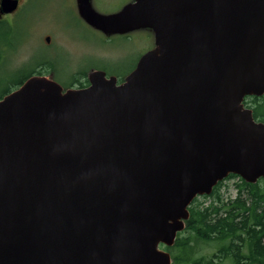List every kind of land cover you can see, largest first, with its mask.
Returning a JSON list of instances; mask_svg holds the SVG:
<instances>
[{
    "label": "water",
    "instance_id": "1",
    "mask_svg": "<svg viewBox=\"0 0 264 264\" xmlns=\"http://www.w3.org/2000/svg\"><path fill=\"white\" fill-rule=\"evenodd\" d=\"M77 10L105 36L150 30L154 48L121 83L34 75L0 99V264H171L161 246L194 198L228 175L264 181V123L243 104L264 94V0Z\"/></svg>",
    "mask_w": 264,
    "mask_h": 264
},
{
    "label": "rangeland",
    "instance_id": "2",
    "mask_svg": "<svg viewBox=\"0 0 264 264\" xmlns=\"http://www.w3.org/2000/svg\"><path fill=\"white\" fill-rule=\"evenodd\" d=\"M20 1L19 9L7 19L9 26H0V51L3 52V58L0 57V91L12 81H18L22 75L20 71L28 70L35 63L42 64V68L50 73L54 72L52 78L64 88L78 83L71 82L72 78L93 70L116 71L123 75V79L135 61L154 47L150 30L132 32L127 38L101 36L97 31L89 30L81 22L76 0ZM124 2L95 0L94 5L106 13L117 10ZM4 47L8 49L4 51ZM52 63H55V69ZM74 87H78L77 84ZM238 183V180L230 179L222 184L219 192L223 201L235 197ZM199 202L201 207L209 204V200ZM216 249L214 245L203 246L198 256L208 257Z\"/></svg>",
    "mask_w": 264,
    "mask_h": 264
},
{
    "label": "trees",
    "instance_id": "3",
    "mask_svg": "<svg viewBox=\"0 0 264 264\" xmlns=\"http://www.w3.org/2000/svg\"><path fill=\"white\" fill-rule=\"evenodd\" d=\"M4 25L9 26L1 21L0 26ZM6 49L4 47V51ZM2 55L0 51L1 58ZM42 67V64L35 63L28 70L20 71L22 75L18 81L1 89L0 99L32 75H50ZM106 74L115 75L119 82L123 80V75L116 71H106ZM81 75L71 79V82H78L77 88L86 86L83 84L86 72ZM76 84H68L65 88ZM243 104L252 111L256 121L264 123V94L245 97ZM232 178L238 177L228 175L226 180ZM221 184L219 182L210 195L193 199L183 231L177 234L172 246H162L170 254L171 264H264V181L260 179L255 184H248L239 178L235 197L226 202L219 192ZM202 200H209V204L201 207L199 201ZM208 245L216 246V251L208 257L198 256L199 250Z\"/></svg>",
    "mask_w": 264,
    "mask_h": 264
},
{
    "label": "flooded vegetation",
    "instance_id": "4",
    "mask_svg": "<svg viewBox=\"0 0 264 264\" xmlns=\"http://www.w3.org/2000/svg\"><path fill=\"white\" fill-rule=\"evenodd\" d=\"M89 2H90V5L92 6V8H93L95 11H97V12H99V13H101V14H110V13H115V12L119 11V10H120L123 6H125L126 4H129V3L133 2V0H125V2H124V3H123V4H122L117 10H115V11H109V12H106V13H104V12H100L99 10L96 9V7H95V5H94L95 0H89ZM20 5H21V1L18 0V6H17L16 11L19 9ZM76 5H77V0H76ZM16 11H14L13 13H15ZM13 13H11V14H7V15H2V16L0 17V22H1V21H5L6 23L9 24L10 21H7V19L11 18ZM81 22H82L83 25H85L89 30H92V31H95V32H96V30L92 29V28H91L90 26H88L84 21L81 20ZM137 31H139V30H137ZM134 32H135V31H134ZM97 33H99L101 36H105V35H103L102 33L98 32V31H97ZM151 34H152V32H151ZM128 35H129V33H128V34H125V35H112V36H113V37H116V38H127ZM112 36H107V37H112ZM152 37H153V34H152ZM153 43H154V37H153ZM153 48H154V47H153ZM153 48H151V49H153ZM147 51H149V50H147ZM139 58H140V57H139ZM139 58L137 59V61L139 60ZM137 61H135L133 68L135 67ZM52 64H53L52 66H53L54 69H55V67H56L55 63H52ZM59 67H60L61 69H64V66H63V65H60ZM133 68H132V69H133ZM53 73H54V72H52V73H50V74H53ZM83 84H84V85H88L87 73H86V75H85V81H83Z\"/></svg>",
    "mask_w": 264,
    "mask_h": 264
}]
</instances>
